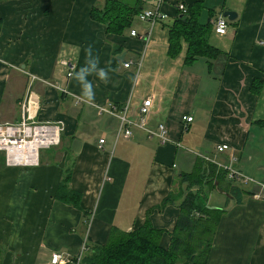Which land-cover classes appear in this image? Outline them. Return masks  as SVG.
<instances>
[{"label":"crops","instance_id":"obj_1","mask_svg":"<svg viewBox=\"0 0 264 264\" xmlns=\"http://www.w3.org/2000/svg\"><path fill=\"white\" fill-rule=\"evenodd\" d=\"M100 1L0 0V123L20 120V104L31 91L39 103L34 119L62 126L59 144L41 149L37 165L8 166L0 151V264H52L53 254L73 264L84 247L106 243L113 227L136 228L151 209L150 222L163 231L159 242L166 248L179 200L156 206L169 191L181 195L179 173H193L202 154L220 163L234 155L239 170L264 184V83L258 94L249 90L255 77L264 76V0H163L165 20L151 25L136 18L121 34L107 33L90 17ZM178 1L202 2L198 21L212 24L208 41L221 52L216 58L185 64L183 41L168 56V25ZM224 10L236 17L227 19L221 35L213 22ZM148 32L145 44L139 36ZM88 46L109 76L107 83L95 73L87 76L91 103L75 79ZM117 47L124 56L112 66ZM61 60L74 65L71 77ZM31 75L37 78L31 81ZM146 98V128L163 123L168 142L135 124L125 136L118 117L98 111L125 108L127 119L137 123ZM221 143L229 147L217 152ZM68 167L69 186L81 193L86 215L55 198ZM238 185L245 190L240 202L224 182L203 189L206 205L223 210L206 264H264V186Z\"/></svg>","mask_w":264,"mask_h":264},{"label":"trees","instance_id":"obj_2","mask_svg":"<svg viewBox=\"0 0 264 264\" xmlns=\"http://www.w3.org/2000/svg\"><path fill=\"white\" fill-rule=\"evenodd\" d=\"M185 5L186 11L178 12L168 25V56H175L183 41L187 43L185 64L198 57L216 58L221 52L208 41L212 24L209 22L201 24L198 21V15L203 7L202 2ZM141 8L140 0H101L92 6L90 17L101 22L107 33L121 34L126 28L131 27ZM118 50L120 51V48L117 47L112 52V66L118 59ZM263 83L264 76L255 77L249 90L258 94ZM198 159L200 162L193 173H179L181 184H185L180 190L181 195L169 191L156 206L161 209L166 204L179 200L176 202L178 215L174 228L169 233L170 241L166 248L159 242L163 231L153 227L150 222L151 209L148 210L144 222L136 228L121 231L113 227L106 243L86 246L78 264H206L223 210L209 208L206 205V194L203 189L207 188L210 191L224 182L225 191L237 202L241 201L245 190L229 180L224 169L203 158ZM70 174L71 167H68L57 186L55 198L80 209L86 215V211L82 210L80 205L81 193L69 186Z\"/></svg>","mask_w":264,"mask_h":264},{"label":"built area","instance_id":"obj_3","mask_svg":"<svg viewBox=\"0 0 264 264\" xmlns=\"http://www.w3.org/2000/svg\"><path fill=\"white\" fill-rule=\"evenodd\" d=\"M141 3L146 4L150 7H143L138 13L137 18L139 20L147 21L149 24H154L159 20H165L167 18L166 12L162 9L161 5L163 0H140ZM177 12L184 13L186 11V5L178 1L175 5ZM228 20L226 17L219 15L213 22L214 32L224 35L227 32ZM137 32L134 29L130 30L131 36H137ZM141 40L146 44L150 38V32L145 35L139 36ZM132 62H124V66H130ZM60 65H62L66 72L65 76L67 78L71 77L74 71V65H72L67 60H61ZM37 78L35 75L30 76V80ZM56 86L61 89L62 87L56 84ZM31 91H28L24 99L20 104V120L14 123H0V151L4 153V160L8 166H34L39 162L40 150L44 148H49L52 146H57L60 142V134L62 126L59 123H54L50 121H36L34 117L38 110L39 103L32 96ZM151 100L146 98L143 100L139 108V120L134 123L127 119L125 115V108L120 112L115 110V107L102 108L98 106L99 112H107L113 116H116L120 120V131L123 132L125 136L131 134L129 125L135 124L141 128L146 129L151 135H156L162 143L168 142L167 129L163 123H159L155 130H150L146 128V118L149 113ZM185 122H190L192 116H183ZM99 147L102 146L104 142L103 138L99 140ZM226 143L217 144L215 149L217 152H223L228 149ZM202 158L214 163L217 167L222 168L226 171V176L229 180L234 181L238 184H247L250 182H255L261 187L264 184L255 181L253 178L245 175L241 170H239L235 163L237 158L234 155H230L226 163L217 162L212 157L207 154H202ZM198 215L197 212H195ZM85 249V247H84ZM81 255L72 261L73 264H78ZM50 262L52 264H66L69 262L68 259H62L61 255L53 254Z\"/></svg>","mask_w":264,"mask_h":264},{"label":"clouds","instance_id":"obj_4","mask_svg":"<svg viewBox=\"0 0 264 264\" xmlns=\"http://www.w3.org/2000/svg\"><path fill=\"white\" fill-rule=\"evenodd\" d=\"M85 55V66H82L79 71L75 73V79L82 87L83 98L86 102L91 103L94 100V90L91 81L87 80V76L95 73L98 78L105 83L108 82L109 76L103 69L98 68L99 59L97 56H93L91 46L85 49Z\"/></svg>","mask_w":264,"mask_h":264},{"label":"water","instance_id":"obj_5","mask_svg":"<svg viewBox=\"0 0 264 264\" xmlns=\"http://www.w3.org/2000/svg\"><path fill=\"white\" fill-rule=\"evenodd\" d=\"M222 16L226 17L228 20H233L236 17V12L232 10H224L222 12ZM123 56H124V52L118 57L122 58Z\"/></svg>","mask_w":264,"mask_h":264},{"label":"rangeland","instance_id":"obj_6","mask_svg":"<svg viewBox=\"0 0 264 264\" xmlns=\"http://www.w3.org/2000/svg\"><path fill=\"white\" fill-rule=\"evenodd\" d=\"M235 166L237 167L238 165H235ZM243 171L248 172L246 169H244Z\"/></svg>","mask_w":264,"mask_h":264}]
</instances>
